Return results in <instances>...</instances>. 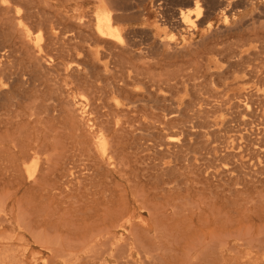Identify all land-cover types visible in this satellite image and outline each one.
<instances>
[{
  "label": "bare ground",
  "instance_id": "bare-ground-1",
  "mask_svg": "<svg viewBox=\"0 0 264 264\" xmlns=\"http://www.w3.org/2000/svg\"><path fill=\"white\" fill-rule=\"evenodd\" d=\"M60 1L73 9L57 10ZM159 1L168 5L149 0L141 11L127 13L111 0H0L1 176L38 183L51 163L59 171L58 151H70L69 162L81 158L93 179L101 170L108 177L131 166L132 159L156 161L159 173L151 181L162 188L144 208L149 227L131 218L119 225L129 229L119 244L128 255L136 248L159 263L167 242L182 248L176 255L182 264H228L237 245L255 250L264 264L262 190L251 204L235 183L223 187V195L214 193L218 182L228 186L237 176L243 185L264 183V0H171L185 7L178 11L160 10ZM85 4L92 7L86 11ZM155 7L162 15L156 21ZM128 23L144 28L134 32ZM138 46L143 49L136 52ZM94 47L96 57L113 58L116 82L102 84L88 76L87 52ZM143 80L155 88V99H139L131 88ZM149 130H175L182 138L154 140L150 157L149 145L136 138ZM231 132L235 136L226 137ZM243 153L247 171L242 174L233 170L238 165L218 164L241 163ZM147 228H154L149 252L141 241Z\"/></svg>",
  "mask_w": 264,
  "mask_h": 264
},
{
  "label": "rangeland",
  "instance_id": "rangeland-1",
  "mask_svg": "<svg viewBox=\"0 0 264 264\" xmlns=\"http://www.w3.org/2000/svg\"><path fill=\"white\" fill-rule=\"evenodd\" d=\"M111 1H114V7L116 9L120 10V12L122 9V11L126 10L127 13L141 11L147 5L149 6V0L142 4L136 3L135 0ZM154 2H156V0H154ZM163 3L165 2H158L160 10L171 8L177 11L180 7L178 3L174 4L171 0H167L168 5ZM55 5L57 10H63L64 12L73 9V6L70 4L66 6L67 8L62 7L61 1L59 3L57 2ZM133 5L135 7H133ZM166 5L168 7H166ZM89 6L92 7L88 4L84 5L86 11ZM130 7L133 8L131 9ZM154 9L156 13L152 19L156 21L159 20V16L162 17V15L158 9L156 10V7ZM68 15L71 14L69 13ZM118 26L120 28L121 24H118ZM129 26H131V29H136L134 32L144 28V26L139 23L126 24V27ZM160 27L167 35L172 33L168 26ZM150 45L151 44H149V47ZM142 49L143 46H138L135 50L136 52H139ZM95 50L96 48L94 47L91 48L90 54L87 52L86 65L90 68L88 76L92 79L100 78V81L103 82L102 84L109 81L116 82L119 76V68H113V58L111 59V57L108 56H105L104 58L103 56L96 57ZM131 88L139 94V99L151 101L157 97V95H155V88L152 84L147 82V80H143L137 85H133ZM148 94L149 96H147ZM147 134L150 138H148ZM178 134L179 133L177 131L175 132V130H171L165 134L149 130V133H144L142 135L138 134L136 138L143 142L145 141V143L149 145V149L151 150H149L148 153L149 156L152 157L151 153H154L152 149L153 143L155 142L154 140L163 137H174L173 139L171 138L172 140L182 138H179ZM143 136H147V138H143ZM232 136H235L234 132H231L226 137ZM124 138L130 140L129 136ZM58 154L61 156L59 157L61 158L59 171H57L56 162L54 161L55 163H51V165L48 166V176L38 181V183H31L25 178H22V180L3 178L1 174L4 171L0 168V212L2 211L0 213V264H125L124 261L129 263L136 261L137 264H182L181 259L176 256L181 254L182 248L177 246L173 247L167 242L160 247L161 252L165 254H162L163 259L161 261L163 262L159 261V259V263H157V260L150 261L151 258L140 254L136 248H133L131 250V255H128L127 248L119 246V244L122 243L123 238L129 235L127 232V230H129L128 228L119 227L121 222L125 221V218L126 220L127 218H131L132 223H138L143 220L147 224L145 226L149 227L151 217L149 216V212L144 208L151 205V202H153V198L155 197L154 194L162 188L161 184H155L152 182V179L156 178L159 173L156 169L157 166H155L157 163L156 161L151 160L149 161V164L142 162L133 163L134 159H132L130 162L131 166H124L116 172H113V174H110L108 177L106 176L105 169L101 170L100 176L93 179V177L90 176L91 171H87L89 169L88 166L84 167L83 164L85 163L79 160L81 158L77 157V159L75 158L76 160L73 159V161L69 162L66 158L68 156L71 157L70 151H58ZM130 155H134L133 152ZM53 156L54 158L56 157V155ZM246 161L247 158L245 153H243L240 161L241 163H239V161L236 162L234 159H229L218 164H221L223 167L224 165H227L229 169H233V166L238 165L239 167H236L233 170H237L242 174L247 171ZM87 164L91 165V162ZM39 169H36V173H38ZM32 172L34 174L33 170ZM236 174V172H233V176ZM236 179H234V181L228 180V186L225 182H218L217 188H214V193L216 194L217 192L218 194L223 195L225 192L223 191V187L232 188L235 183L237 184L235 186L237 190L240 189L239 191L241 192L242 189L244 190L242 193L247 196L249 204L256 202L259 195L264 197V183H257L254 185L246 183V185H243L244 180L242 177L237 176ZM39 182H41V184H39ZM44 184L47 186L46 188ZM259 190H262V193L257 195ZM206 194L208 195L209 191H206ZM139 195L141 196L140 198L138 197ZM218 205H220V201ZM165 214H168V212H164L163 215L162 213H159L161 216L160 219L165 218ZM18 217H20L21 220ZM98 230L101 231V233L103 231V233L101 234ZM153 234L154 228H151L150 230L148 229L146 233L141 234V241L143 242L142 244L146 245L147 252H149L148 239L149 236H152ZM91 235L95 236L94 241L92 243H84L82 239L85 236ZM35 237L38 238L35 240ZM64 238L66 239L64 240ZM104 239L107 240V243ZM52 241L55 243L58 242V245L54 243V246H56L51 247V243L49 244V242ZM75 242L80 243L81 245L83 244V248L82 246H80L81 248L76 246L79 244H76ZM108 242L110 243L108 244ZM66 243L70 244V248L66 247L68 245H66ZM41 244L43 245L42 247L40 246ZM93 247H99L98 249L100 253L96 251L98 249ZM234 247L233 250H235V253H232L231 256H229L228 264H234L235 262L238 264L259 263L260 258L255 250L247 249L244 246L239 247L234 245ZM45 248H47V250ZM51 248H53L54 251ZM57 248L59 253L55 251ZM121 248L124 249L121 251L118 250ZM59 249H61L62 252ZM105 249H108L107 253ZM49 250L52 251V254ZM103 250H105V252ZM92 252L95 254L94 256ZM102 252L103 255H100ZM173 252L175 253L174 257ZM3 255L4 257H2ZM91 257L95 259H91ZM122 258H124V260ZM184 264L191 263L185 262Z\"/></svg>",
  "mask_w": 264,
  "mask_h": 264
},
{
  "label": "crops",
  "instance_id": "crops-1",
  "mask_svg": "<svg viewBox=\"0 0 264 264\" xmlns=\"http://www.w3.org/2000/svg\"><path fill=\"white\" fill-rule=\"evenodd\" d=\"M178 4H179V3H178ZM179 6H181V7H179L178 10L181 9L182 7L185 8V7L182 6L181 4H179ZM178 10H177V11H178ZM152 18H153V16H152ZM259 262H260V260H259ZM258 264H259V263H258Z\"/></svg>",
  "mask_w": 264,
  "mask_h": 264
}]
</instances>
